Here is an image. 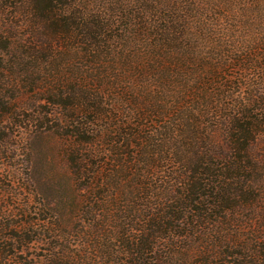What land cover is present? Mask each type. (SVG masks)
Listing matches in <instances>:
<instances>
[{"label": "trees", "instance_id": "1", "mask_svg": "<svg viewBox=\"0 0 264 264\" xmlns=\"http://www.w3.org/2000/svg\"><path fill=\"white\" fill-rule=\"evenodd\" d=\"M8 8L0 125L30 98L46 105L39 126L75 142L74 180L97 187V254L84 253L264 264V0H0ZM96 142L83 180L92 155L78 153ZM35 219L15 225L30 242L52 232L70 243L72 231ZM67 257L54 245L44 261Z\"/></svg>", "mask_w": 264, "mask_h": 264}, {"label": "rangeland", "instance_id": "2", "mask_svg": "<svg viewBox=\"0 0 264 264\" xmlns=\"http://www.w3.org/2000/svg\"><path fill=\"white\" fill-rule=\"evenodd\" d=\"M12 13L9 8L0 13V27L17 21ZM13 103L24 107L25 111L15 122L0 125V250L13 258L2 260L0 264H19L21 258L25 259L22 264H47L44 258L54 245L68 249L67 264H81V258L82 264H97V258L84 253L97 254V227L89 224L93 215L97 220V187H80L79 179L74 180L75 173L69 161L73 156L71 150L76 148L70 143L75 142L48 126H39L32 118L37 116L36 105L46 106L44 103L33 102L30 98ZM81 154L92 155L91 165L83 171L84 180L94 166L97 168V142L87 150L82 149L78 155ZM248 214L250 211L241 209L235 215L241 218ZM44 217L52 224L65 227L62 232L72 231L71 236L64 233L69 244L52 232L30 242L28 239L35 235L26 236L25 229L15 226L21 220ZM75 253L80 255L79 260Z\"/></svg>", "mask_w": 264, "mask_h": 264}]
</instances>
